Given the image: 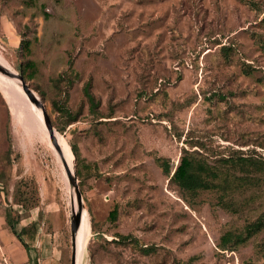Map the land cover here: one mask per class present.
<instances>
[{"label":"rangeland","instance_id":"1","mask_svg":"<svg viewBox=\"0 0 264 264\" xmlns=\"http://www.w3.org/2000/svg\"><path fill=\"white\" fill-rule=\"evenodd\" d=\"M0 29V64L21 74L23 61L35 63L24 80L79 151L82 264H263L264 220L244 243L219 246L264 212L263 180L238 196L250 203L232 214L214 192L184 197L156 159L173 171L183 149L210 164L236 151L264 157V0H0ZM8 78L0 75L6 213L45 255L56 249L70 264L65 159ZM58 103L76 118L62 132ZM24 186L38 198L29 209L18 200Z\"/></svg>","mask_w":264,"mask_h":264},{"label":"trees","instance_id":"2","mask_svg":"<svg viewBox=\"0 0 264 264\" xmlns=\"http://www.w3.org/2000/svg\"><path fill=\"white\" fill-rule=\"evenodd\" d=\"M21 46H23V40H21ZM19 71L23 78H31L35 74V63L32 60L23 61L20 64ZM90 87V81H87L84 85V94L92 109H95L97 102ZM59 105V109L67 117V120L62 125L57 126V130L62 132L66 125L75 121L76 118L66 108L64 103H58L57 106L59 107ZM71 150L75 160L79 161L80 154L78 149L72 145ZM236 152L235 156H227L217 160L215 164H210L206 157L199 152L183 149L173 171L168 160L158 157L156 162L162 169L163 174L168 177V184L178 189L184 197L193 198L203 191L214 192L217 205L229 213L237 214L244 210V207L250 203L251 199V196L241 199H238V196H241L249 187L258 184L260 180L264 181V157L249 155L243 158L246 153L242 151ZM76 174L79 176V169H76ZM18 200L27 209L35 206L38 202L37 196L34 197V195L29 193L25 186L20 189ZM109 216L113 221L116 220L117 206L113 207L109 212ZM263 220L264 212L253 222L246 224L241 232L224 233L220 238V248L232 249L235 245L244 243L262 229ZM6 222L11 230L15 231V221L10 218L8 213H6ZM17 236L22 244L26 246L25 242L20 238V234H17ZM117 237L120 243H126L129 239V236L123 234H117ZM143 251L147 252L148 249H143ZM262 258L264 264V248Z\"/></svg>","mask_w":264,"mask_h":264},{"label":"crops","instance_id":"3","mask_svg":"<svg viewBox=\"0 0 264 264\" xmlns=\"http://www.w3.org/2000/svg\"><path fill=\"white\" fill-rule=\"evenodd\" d=\"M5 113V105L0 102V128H2ZM4 200L5 193L0 182V264H62L56 249L49 251L51 253L49 256L45 255L46 247L37 241L34 233L24 231L27 227L24 222L15 223V231L11 230L6 222ZM17 234H20V238L27 247L22 244Z\"/></svg>","mask_w":264,"mask_h":264},{"label":"water","instance_id":"4","mask_svg":"<svg viewBox=\"0 0 264 264\" xmlns=\"http://www.w3.org/2000/svg\"><path fill=\"white\" fill-rule=\"evenodd\" d=\"M0 73L6 77L15 78L18 81L19 86L22 88L24 93L29 98V100L41 109L42 114H43L44 124H45L47 131L49 133L50 140H51L52 144L54 145L55 149L57 151H60L59 145L57 144V141H56V138L54 135L55 130L51 124V121H50L48 115H47L46 109H45L43 103L39 100L36 93L31 88H29V86L25 82L23 76L21 74H18V73L11 71L10 69H8L7 67H5L2 64H0ZM66 171H67V175L69 178L70 185L75 190V195H76V199H77V203H78V209H79L78 212H73V216L71 219V233H72V241H73L74 234L77 231L79 224H80V213L79 212L83 209V202H82V195H81V192L79 190L78 181H77V177H76L74 169L72 172H70L69 169H66ZM70 264H75L74 245L72 246Z\"/></svg>","mask_w":264,"mask_h":264},{"label":"bare ground","instance_id":"5","mask_svg":"<svg viewBox=\"0 0 264 264\" xmlns=\"http://www.w3.org/2000/svg\"><path fill=\"white\" fill-rule=\"evenodd\" d=\"M0 75H2V74L0 73ZM2 76H4V75H2ZM4 77H6V76H4ZM6 78H8V77H6ZM11 80H13V81H15V82L18 83V81L16 79H11ZM24 96H25V99L27 100L30 108H32L41 117L40 118L35 113L36 116L38 117L40 123L45 128L44 120L42 119L43 118V114H42L41 109L38 106H36L35 104H33L29 100V98L27 97V95L25 93H24ZM54 135H55L57 144L59 145V149H60V151H58V152H61L62 151V155H63L64 159L68 163L67 164L65 162V160H64V165H65L66 169H69L70 172H72L73 171V157H72V153H71L69 147L67 146L65 140L60 135H58V133H56V131H54ZM71 193H72L73 212H78L79 211V209H78V203H77V199H76V195H75V190H74V188L72 186H71ZM84 209L85 208H83L79 212L80 213V224H79V227H78L77 231L74 234V238H73V241H72L73 242V245H74V250H75V264H82V250H81L80 231L82 230V227H83V219L84 218L82 219V214H83V210ZM86 255H87V249H86Z\"/></svg>","mask_w":264,"mask_h":264}]
</instances>
